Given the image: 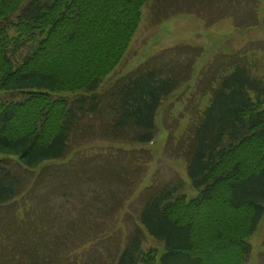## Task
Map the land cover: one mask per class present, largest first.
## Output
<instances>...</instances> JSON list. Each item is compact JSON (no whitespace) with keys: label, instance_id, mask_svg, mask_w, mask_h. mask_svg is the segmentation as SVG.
<instances>
[{"label":"trees","instance_id":"16d2710c","mask_svg":"<svg viewBox=\"0 0 264 264\" xmlns=\"http://www.w3.org/2000/svg\"><path fill=\"white\" fill-rule=\"evenodd\" d=\"M198 1L0 0V91L24 95L17 101L0 99V209L37 191L48 174L77 170L83 160H91L77 155L64 162L75 148L95 140L119 146L106 148L111 154L99 158L106 160L104 171L120 179L116 188L95 186L88 192L91 202L79 212L69 195V201L25 212L27 198L24 212L16 208L14 220L0 228L8 238L0 245V264H80L78 253L88 255L81 264L248 263V238L264 218V78L238 54L203 82L209 103L192 113L181 139L186 143L179 145L198 196L189 198L179 183L160 187L153 182L144 189L139 215L131 214L134 224L123 243L119 239L108 250L107 260L100 249L116 228L125 235L121 212L126 214L145 175L133 174L151 161L138 156L148 154L146 146L160 132V109L192 81L204 50L175 46L112 86L104 80L128 51L144 8L160 22L184 10L198 13L187 7ZM202 1L208 7L212 1L231 5L241 0ZM32 41L38 44L33 54L21 63L10 58ZM87 54L98 59L86 64ZM164 57H170L168 64H162ZM71 177L56 189H68ZM108 192L118 201H111ZM147 235L165 251L145 250Z\"/></svg>","mask_w":264,"mask_h":264},{"label":"rangeland","instance_id":"374dc122","mask_svg":"<svg viewBox=\"0 0 264 264\" xmlns=\"http://www.w3.org/2000/svg\"><path fill=\"white\" fill-rule=\"evenodd\" d=\"M206 4L207 1L202 0L197 3H190V6L187 5L188 9L191 11L199 10L198 13L193 12L190 14L184 10L160 22H156L152 17V13L144 8L143 18L128 51L116 65L114 71L104 80L107 87L112 86L117 79L136 69L145 61L175 46L189 45L204 50L203 55L195 64L192 81L188 86H184L182 90L173 95L160 109L157 118L160 132L155 141L146 146L148 154L138 156L141 162L151 161L133 174L134 176L141 175L139 178L145 175L142 185L137 191L138 193L129 198L126 214L125 209L121 212L120 225L126 227H123V229H127V233L132 230L134 224L131 214L133 216L139 215L146 196L144 189L153 182H156V186L160 187L178 185L179 183L180 186H184L181 192L186 193L189 198L198 196L199 192L191 188L187 172V161L178 149L180 142H185L181 139L186 137L192 113L195 110L203 109L209 103L210 96L203 91L206 86V82L203 83L205 79L210 77L215 69H224L227 60L231 55L236 54H238V58L243 57L247 60V65L252 69L254 68L255 75L264 78V0H241L231 5L229 3L228 5L226 3L213 4L212 1L208 7H206ZM221 14H226V16L217 19ZM256 18L259 20L257 25H254ZM37 46V41L29 42L24 48L19 49L18 53H10L9 56L14 62L21 63L26 55L33 54L36 51ZM190 55L196 58L197 52ZM87 56L86 64L91 63L93 59H98V56L92 54H87ZM169 58L164 57L162 64H168ZM56 95L68 94L57 93ZM23 96L20 93L0 91L1 100L17 101L22 99ZM183 145L184 143L181 144L182 148ZM111 146L113 145L103 140H95L84 147L75 148L64 162L72 160L77 155H88V157L93 158L83 160L82 164L76 168L77 170L62 171L56 175L53 173L48 174V177L44 180L45 183L37 191L36 189L33 190L29 195L17 201L14 206L11 205L12 208L10 209L4 208L2 210L1 208L0 211L2 210L1 212H4V214H0V228L6 226L8 221L12 222L14 220L11 218L14 216L16 208L21 209L19 213L24 212L27 198L29 203H27L25 212L31 210L30 208L33 206L43 209L46 202L59 204L69 201L68 195L71 196V207L72 205L75 206L76 212H79L87 202H91L92 197L88 195V192L92 191L95 186L100 189L105 187L104 189L107 190L106 186L112 183L113 187H118L120 184L119 175L115 176L104 171V164H107L105 163L106 160L103 157L99 158L101 155H110L111 150L106 151L105 149ZM113 147L118 148L119 146L114 145ZM0 157H2L1 154ZM97 159L101 162L98 163ZM68 176H72L71 179H73L69 188L63 191L57 190L58 186L67 183L65 178ZM88 179H91V181H88ZM108 195L109 198H112L111 201H118L111 197L110 192H108ZM48 196L51 197L50 201H47ZM120 197H124V194H121ZM129 205L131 206L129 207ZM105 214L108 215L106 212ZM76 216L79 215L76 213ZM114 231H117V228ZM114 231H112V235L104 237L105 240L100 246V249L103 250L102 258L104 260L110 259L108 250L113 251L119 239L123 243V237L126 236L119 230ZM0 237V245H7L8 238L2 235ZM46 240H49V238ZM248 241L251 243L252 252L247 264H264V218L257 231L248 238ZM90 244L86 247L88 248ZM143 247L145 250L158 249L160 254L165 251L161 243L148 236H145ZM83 250L82 248L79 251L82 252ZM78 255V263L87 262V254L83 256V253H78ZM95 257L97 259L99 256L95 254Z\"/></svg>","mask_w":264,"mask_h":264}]
</instances>
